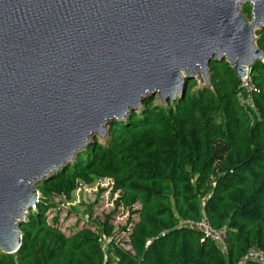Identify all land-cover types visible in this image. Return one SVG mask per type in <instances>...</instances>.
<instances>
[{
	"label": "water",
	"instance_id": "water-1",
	"mask_svg": "<svg viewBox=\"0 0 264 264\" xmlns=\"http://www.w3.org/2000/svg\"><path fill=\"white\" fill-rule=\"evenodd\" d=\"M263 25L264 0H0V251L19 249L36 186L91 137L194 75L208 85L211 62L240 79L264 58Z\"/></svg>",
	"mask_w": 264,
	"mask_h": 264
},
{
	"label": "trees",
	"instance_id": "trees-1",
	"mask_svg": "<svg viewBox=\"0 0 264 264\" xmlns=\"http://www.w3.org/2000/svg\"><path fill=\"white\" fill-rule=\"evenodd\" d=\"M241 12L250 18L248 4ZM255 37L264 53V25ZM250 75L259 91L251 107L222 60L210 63L209 85L191 80L183 97L156 104L154 96L110 121L104 139L93 137L36 186L21 245L0 251V264H238L250 249L264 250V65L255 62ZM104 178L115 208L128 212V248L115 242L108 219L100 230L67 234L47 217L52 198L68 200L81 183ZM202 217L225 228L226 252L194 228Z\"/></svg>",
	"mask_w": 264,
	"mask_h": 264
},
{
	"label": "rangeland",
	"instance_id": "rangeland-1",
	"mask_svg": "<svg viewBox=\"0 0 264 264\" xmlns=\"http://www.w3.org/2000/svg\"><path fill=\"white\" fill-rule=\"evenodd\" d=\"M245 3L250 6L247 1H244L238 5L240 11ZM244 17L249 23L251 17L247 18L245 15ZM194 80L197 81L198 86L204 85L201 74L199 76L194 75ZM154 102L156 104L161 103L158 95H156ZM93 137L90 138V141ZM97 138L104 139V137ZM115 198L116 194L111 195L108 179H95L90 184L81 183L71 193L68 200L58 197L52 198L51 201L54 207L50 209L47 217L49 220L51 217H57L61 230L67 234L75 232L82 227L90 228L93 231L100 230L102 222L108 219V223L113 227L115 242L123 248H128L126 245L128 233L121 232V229L126 226L129 215L127 211L115 208ZM23 220H25V217H23ZM108 241H104V244H107Z\"/></svg>",
	"mask_w": 264,
	"mask_h": 264
},
{
	"label": "built area",
	"instance_id": "built-area-1",
	"mask_svg": "<svg viewBox=\"0 0 264 264\" xmlns=\"http://www.w3.org/2000/svg\"><path fill=\"white\" fill-rule=\"evenodd\" d=\"M257 62H260V64L264 65V58L263 57L258 58ZM250 71H251V67H246L244 76L239 79L240 84H239L238 98L240 103L243 106H247V107L252 106L253 95L259 92L258 89L252 83ZM33 209H35V207L32 208L31 210ZM193 226L196 230L201 232L206 239L215 243L219 247V249L222 250L223 252H226L225 228H219V229L212 228L205 217H202V219L198 223H195ZM247 263L264 264V250L259 248L250 249L248 253L239 261L238 264H247Z\"/></svg>",
	"mask_w": 264,
	"mask_h": 264
}]
</instances>
